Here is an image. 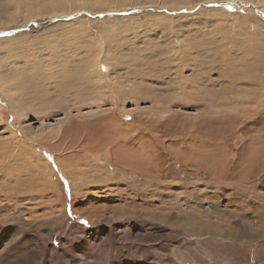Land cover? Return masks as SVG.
<instances>
[{"label":"rangeland","instance_id":"374dc122","mask_svg":"<svg viewBox=\"0 0 264 264\" xmlns=\"http://www.w3.org/2000/svg\"><path fill=\"white\" fill-rule=\"evenodd\" d=\"M197 1L169 7L174 21L102 2L54 17L83 20L35 39L45 68L35 46L0 53L17 99L14 111L0 94V264H264V10ZM17 5L0 0V31L20 21ZM119 16L131 17L120 30L83 22ZM95 44L112 50L101 71L121 98L100 102L80 79Z\"/></svg>","mask_w":264,"mask_h":264},{"label":"bare ground","instance_id":"6f19581e","mask_svg":"<svg viewBox=\"0 0 264 264\" xmlns=\"http://www.w3.org/2000/svg\"><path fill=\"white\" fill-rule=\"evenodd\" d=\"M7 1L9 4L10 2H14V3H18L17 5V12H21L20 10H22V12H26L25 15H23V13L21 14V17H20V21H16L15 22V25L13 27H11L9 24L10 22H4L5 23V31H0L1 33V36H0V43H7L8 44V47L5 46V48L1 45H0V53L4 54L3 56H6V57H13L15 55H13L15 52H21L23 50H25V47L29 48V47H32V46H35L37 47V52H36V56L38 58V61H40V66H43L41 68H45V64H46V59L47 57H50V56H47L45 55V51H46V47L44 46L43 47H40L41 46V41H37L35 39H37L41 34H46L48 36L49 33H53L55 31H60L61 29L62 30H65L63 29L64 27H67L68 24H71V25H74L77 27H79V25H81V23H76V22H79L83 19H81L80 17V20L76 21V20H72L71 22H60L56 25L53 26L54 23H52L50 20H52V18L54 17H57V16H60V17H63V16H66V14L68 15H72L70 13H74L73 15H76L77 13L80 12L81 8H88L89 10L90 7L93 8V6L98 3V2H102V5L105 6V5H110L111 7L114 6L113 8L116 10V9H119L120 11L123 10H127L131 7H137V5H141V4H144V5H148V4H151L154 8H156V11L158 10L160 13H159V16H160V20H171L173 19L172 21L178 19L177 17H174V18H171V15L170 13L172 12L170 8H173L175 5L180 8V7H183V6H186L188 5L191 0H143V2H141V0H125V1H117V0H49L50 1V4L53 6V8H47V9H44L42 11V13H34V12H31V11H27L25 9L22 8V6L20 4H22V0H5ZM201 1H205V0H198L197 2H201ZM248 1H253L255 2V5L256 6H260L262 8V10H264V3H262L260 0H248ZM37 2V6H33V7H41V0H36ZM67 2V4H66ZM246 2V1H245ZM195 3V1H194ZM91 4V5H90ZM198 5V4H197ZM145 7V6H144ZM170 7V8H169ZM139 8V7H138ZM134 9V8H133ZM148 8H143L141 10H143V13H145V11L147 10ZM174 9V8H173ZM99 10H102V9H99ZM105 10V9H104ZM204 10V9H203ZM206 10V9H205ZM204 10V11H205ZM221 10V9H220ZM79 11V12H78ZM207 13H208V10H206ZM83 12V11H82ZM148 12H150L148 10ZM153 12V11H152ZM148 13L150 14V19L151 20H157V18L159 17L156 13ZM202 12V11H201ZM140 13V12H139ZM139 13H137L136 15H138ZM142 13V14H143ZM158 13V12H157ZM147 14V13H146ZM145 14V18H147L148 14L146 15ZM28 17H27V16ZM135 17V16H134ZM139 17V16H138ZM142 17H144V14L142 15ZM254 17V16H252ZM114 18V17H113ZM113 18H106L104 20H100V19H97V20H94L93 22V19H89V18H84V21L83 22H87L85 21L88 20L89 24H92V23H98V24H103V23H114V27H117L119 30L120 29H124L125 28V23L124 22H129V20H131V17H125V16H119L118 19H113ZM144 18V19H145ZM256 18V17H255ZM133 19V18H132ZM138 19V18H137ZM140 20V19H139ZM137 21V20H136ZM142 21V20H141ZM145 21V20H144ZM262 21V20H261ZM33 22V24H31ZM140 22V21H139ZM156 22V21H155ZM130 24V23H129ZM262 24L264 25V22L262 21ZM116 25V26H115ZM139 25V24H138ZM139 26H143V24L139 25ZM23 27L24 29H20L19 31L17 30L18 28H21ZM26 27V28H25ZM112 27V26H111ZM133 27V26H132ZM14 29V30H12ZM91 29V27H90ZM93 29V28H92ZM155 29V28H154ZM159 29V28H158ZM166 30V31H169V28H166V27H162V29H159V30ZM153 30V29H152ZM180 30V29H179ZM66 31V30H65ZM68 31V30H67ZM75 28L73 27L70 32H75ZM173 31V30H172ZM69 32V31H68ZM165 32V31H163ZM61 33V31H60ZM59 33V34H60ZM131 33V32H130ZM6 34V35H4ZM65 34V32H64ZM150 34V33H149ZM63 35V34H62ZM108 35V34H107ZM44 37V36H43ZM59 37V36H58ZM62 37V36H61ZM61 37H59L61 39ZM78 37V36H77ZM56 38V37H55ZM80 38V37H79ZM59 39V40H60ZM109 39H107L108 41ZM183 40V39H182ZM46 41V40H45ZM49 42V38L47 40ZM53 41V40H52ZM110 41V40H109ZM109 41L107 43H109ZM51 42V41H50ZM49 42V43H50ZM60 41H58L57 43H59ZM185 42V41H183ZM61 43L63 44V41L61 40ZM68 43V42H67ZM178 43V42H177ZM176 43V44H177ZM69 44V43H68ZM176 44L173 45V47L175 46L176 47ZM6 45V44H5ZM106 45V44H105ZM172 45V44H171ZM52 46V45H51ZM104 46V45H103ZM179 46V45H178ZM184 46H186V44H184ZM65 47V46H64ZM63 47V48H64ZM40 48V49H39ZM56 48V46H55ZM60 48V47H59ZM72 48V47H71ZM94 48V49H93ZM93 56H91L92 58L88 60L89 62V67H86L85 70H83L84 72V77H82L81 73H80V79L81 81L84 80V83H85V87H89L90 89H94L97 91L98 95L101 96L100 98H98L101 102V99H103L104 96H107L108 93L111 94L112 99L114 100L115 97L116 98H121V94L123 93V83L121 81H119L118 77H112V74H107V75H104L102 74V63H107V64H111V61H108L109 57L111 56L112 54V50L110 48L109 45H106V47H102V46H99V44H95L94 47H93ZM62 49V48H61ZM60 50V49H59ZM169 50V49H168ZM171 50V48H170ZM56 51V50H54ZM58 51V50H57ZM56 51V52H57ZM67 51V49H66ZM83 51V50H82ZM175 51V50H174ZM59 52V51H58ZM61 52V51H60ZM59 52V53H60ZM89 52V51H88ZM191 52V51H190ZM23 53V52H22ZM27 53V52H26ZM63 53V52H62ZM169 53V52H168ZM47 54V53H46ZM69 54V53H68ZM77 54V53H76ZM87 54V53H86ZM170 54V53H169ZM178 54V53H177ZM177 54H173L171 53L172 55V59L174 58L173 56L177 57ZM1 55V54H0ZM22 54L20 53V56ZM51 55V54H50ZM61 55V54H60ZM63 55V54H62ZM75 55V54H74ZM85 55V51L84 53H82L80 56H84ZM170 55V56H171ZM31 54L29 53L28 55H25V60L26 59H32L31 58ZM59 54L56 55V54H53V56L50 58V59H53L52 61V64L53 66L55 67L56 70H59V67H56L57 66V63L58 62L57 60L59 59H64V58H58ZM67 56V55H66ZM180 56H183V54L180 53ZM16 57V56H15ZM58 58L57 60H55V58ZM61 57V56H60ZM85 57V56H84ZM88 57V56H87ZM35 58V57H34ZM33 58V59H34ZM66 58V57H65ZM114 58V57H113ZM32 59V60H33ZM180 59V58H179ZM29 60V61H30ZM67 60V58L65 59V61ZM73 60V59H72ZM79 60V59H78ZM83 62H84V59H81ZM178 60V59H177ZM13 61V58L12 60ZM15 61V60H14ZM13 61V63H14ZM179 61V60H178ZM17 62V61H16ZM25 62V61H24ZM61 62V61H60ZM59 62V63H60ZM27 64V62H25ZM35 63V61H34ZM79 63V62H78ZM85 63V62H84ZM176 63V62H175ZM17 64V63H16ZM65 64V63H64ZM69 67H72L70 69L73 70V66L74 64L72 65V63H67V65H70ZM82 62L81 64H78L80 65V68L82 69ZM122 64V63H121ZM180 64V63H179ZM182 64V63H181ZM33 64V62L31 61L30 62V66L31 67ZM50 65V64H49ZM60 65V64H59ZM84 65V64H83ZM113 65V64H112ZM116 65H119V63H117ZM24 66V65H23ZM77 66V65H75ZM74 66V67H75ZM181 66V65H180ZM34 67V66H33ZM68 67V66H67ZM1 68H2V65H1ZM84 68V67H83ZM27 69V68H26ZM65 69V68H64ZM38 70V69H37ZM1 71V69H0ZM3 71V70H2ZM62 71V70H61ZM47 72V71H46ZM45 72V73H46ZM34 73L38 74V71H34ZM62 73V72H61ZM82 73V74H83ZM105 73V72H104ZM39 76V75H38ZM38 78V77H37ZM7 82H10V80H7L5 78L2 77V74H0V94H2L3 96H5L6 94V97L9 99L11 105L13 106V109L14 111H16V102H17V99L14 98V94H16V92L14 91L13 93L11 92H6L4 86L7 85ZM110 82V84H109ZM82 84V83H81ZM130 85V84H129ZM126 86V85H125ZM124 86V87H125ZM131 92H133V90L130 88L128 90V92H125V94H127L128 98L131 100L130 98V95H131ZM133 95V94H132ZM131 95V97H132ZM12 96V97H11ZM136 96V95H135ZM138 97V96H136ZM97 98V97H96ZM124 99V98H123ZM127 99V98H125ZM16 100V101H15ZM96 104V103H94ZM93 103H91V109H93V113L95 116L96 115H99L101 113L104 112V110L97 106L94 105ZM103 104V103H102ZM105 108V107H103ZM90 109V110H91ZM106 110V109H105ZM91 111V112H92ZM17 113V112H16ZM104 114V113H103ZM108 117V116H107ZM186 117V116H185ZM101 118V117H100ZM103 118V117H102ZM173 121V120H172ZM102 122V121H101ZM112 123V122H111ZM2 124V123H1ZM195 126V124H194ZM189 132V131H188ZM81 145V144H80ZM84 146V145H83ZM80 147V146H79ZM136 161V160H135ZM204 164V163H203ZM137 166V165H136ZM131 167V166H130ZM214 167V166H213ZM261 168V167H260ZM5 169V168H3ZM1 171V170H0ZM227 174V173H226ZM231 174V173H230ZM252 174V173H251ZM225 175V173H224ZM243 175V174H242ZM226 176V175H225ZM240 179H241V176H239ZM238 177V178H239ZM232 178V177H230ZM237 179V178H236ZM252 179V178H251ZM257 179V178H256ZM263 179V178H262ZM247 181V180H246ZM250 182V181H249ZM248 182V183H249ZM240 184V183H239ZM238 185V184H237ZM236 185V186H237ZM239 186V185H238ZM14 191V190H13ZM2 198V197H1ZM250 206V205H249ZM194 229V228H193ZM204 232V231H203ZM223 233V232H222ZM200 235V234H199ZM205 238L208 237V235L204 234L203 235ZM232 235H229L228 237H225V236H221V235H217L216 238H220V239H229V238H233L231 237ZM264 235H262L263 237Z\"/></svg>","mask_w":264,"mask_h":264}]
</instances>
